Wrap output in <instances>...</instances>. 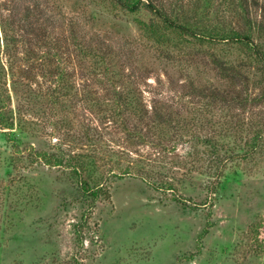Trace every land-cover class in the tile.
<instances>
[{
	"label": "rangeland",
	"instance_id": "rangeland-1",
	"mask_svg": "<svg viewBox=\"0 0 264 264\" xmlns=\"http://www.w3.org/2000/svg\"><path fill=\"white\" fill-rule=\"evenodd\" d=\"M181 1L209 11L211 19L229 22L235 16L231 0ZM250 1L254 18L264 22V0ZM99 2L0 0V21L7 20L19 34L25 32L33 53L48 48L50 38L69 55L72 47L65 48V36L73 20L79 35L100 39L113 51L122 75L118 84L135 88L150 112L184 115L204 102L187 94L185 83H218L205 53L194 51L161 65L155 51H144L130 18ZM70 61L66 68L77 91L85 87L91 96L105 95L110 82L91 72V61L77 60L74 54ZM48 70H53L49 63L36 73L22 66L14 78L34 95H46L53 87L50 74H43ZM250 76L254 83L248 97L256 100L229 110L214 104L210 117L216 126L206 122L192 131L225 139L219 157L227 158L219 165L210 148L189 139L190 134L163 144L143 143L129 140L118 124L99 122L104 144L94 166L95 177L104 182L102 197L88 208L67 171L42 163L33 152L90 153L86 146L69 147L66 134L70 127L81 132L80 123L97 124L96 115L84 108L82 96L69 102L61 116L49 111L45 100L26 94L23 86L17 92L9 88L11 107H23L21 117L33 132L23 138L19 152L0 138V264H264V76L257 67ZM228 119L242 126L227 132ZM135 121L127 119L129 125ZM255 134L258 142L251 145ZM10 156L16 161L6 170Z\"/></svg>",
	"mask_w": 264,
	"mask_h": 264
},
{
	"label": "trees",
	"instance_id": "trees-1",
	"mask_svg": "<svg viewBox=\"0 0 264 264\" xmlns=\"http://www.w3.org/2000/svg\"><path fill=\"white\" fill-rule=\"evenodd\" d=\"M99 1L108 10L121 12L122 15L130 18V22H133L140 34L144 51H155L161 65L176 63L185 56L190 57L192 52L200 51L205 53L214 65L213 70L218 74V83L210 82L202 85L190 79L186 82L187 84L185 83L187 94L197 97V102H200V99L204 101L194 111L192 109L184 115L172 114L161 109L150 112L141 105L135 88L118 84L122 75L117 72L113 51L100 39L99 41L98 39L86 40L83 35H79L73 20L68 22L69 32L65 36L67 41L65 48L68 50L69 46L72 47L69 55L65 50L60 51L56 45L58 42L52 43L50 38L46 40V45L51 44L47 46L48 48L42 52L33 53L31 47H27L31 41L24 36L25 32L19 34L7 20L0 21V138L9 144L13 151L19 152L23 138L33 132V128L29 129L27 122L22 118L23 107L19 106L17 109L11 107L12 98L9 88L17 92L18 87L23 86L26 94H32L33 98L37 97V100H45L49 105V111L61 116L68 110L69 102L73 103L74 99L78 102V96H82L80 99L84 108L93 112L98 122L96 121L97 124L78 123L82 128L79 133L72 132L70 127L69 133L66 134V142L71 141L68 144L69 147L86 146L91 152L72 153L68 150L67 153L63 151L49 153L41 150L34 151L33 156L46 165L65 169L70 180L76 183L78 198L86 202L87 208L93 207L102 197L104 179L95 177L97 169L94 166V156L101 149L100 145L104 144L99 122L108 120L118 124L129 140L134 139L143 143L161 144L163 141L165 143L180 140L181 136L190 134L189 139L210 148L208 153L219 165L227 158L219 157L223 150L222 142L225 139L199 137L192 131L205 126L206 122L211 127L216 126L212 124L210 117L213 109L211 106L214 104H219L218 106L221 104L229 110L230 107L244 106L246 102L256 100L258 98L256 96L248 97L251 95L250 86L253 87L254 83L250 80V74L257 67L264 76V22L254 18L252 14L254 3L252 4L250 0H231L230 6L235 16L229 22L219 18L211 19L207 14L209 11L190 8L189 3L181 0ZM186 4L187 7L184 8ZM94 41L98 43L94 44ZM72 54L76 55L77 60L91 61L93 64L91 72L103 75L110 82L105 95L91 96L94 93L85 92V87L83 92L77 91L76 85L71 81V73L66 68L71 62ZM231 54L235 57L230 58ZM17 61L21 63L16 64ZM48 63L53 70L43 74H50L49 76L53 78V87L46 95H34L27 84L14 78L22 66L31 67L36 73L37 68L43 69L48 66ZM23 77L25 78V73ZM261 95H264V91ZM28 101L31 102V100ZM128 118H134L137 121L129 125ZM241 126V124L233 123L231 119L225 123L227 132ZM148 132L153 137L149 138ZM255 136L256 134L251 145L258 142V136ZM6 160L7 165L4 168L8 170L16 160L11 156ZM216 175L220 176L221 172H216ZM162 187L171 189L172 185L163 183ZM262 228L264 230V223Z\"/></svg>",
	"mask_w": 264,
	"mask_h": 264
}]
</instances>
